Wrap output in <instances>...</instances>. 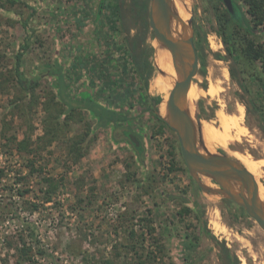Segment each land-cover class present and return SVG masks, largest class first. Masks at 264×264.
<instances>
[{"label": "rangeland", "instance_id": "374dc122", "mask_svg": "<svg viewBox=\"0 0 264 264\" xmlns=\"http://www.w3.org/2000/svg\"><path fill=\"white\" fill-rule=\"evenodd\" d=\"M10 1L0 0V264H185L183 244L192 239L197 242L190 255L195 264H221V244L240 264H264V232L239 207L198 188L175 134L152 115L151 99L163 97L150 89L159 72L153 66L145 92L122 44L118 0H103L99 16L101 0ZM236 2L245 14V6ZM172 8L185 23L190 21L197 50L199 68L192 84L200 96L191 102L193 113L205 132L222 129L219 112L227 118L230 139L221 145L228 150L213 144L212 152L232 157L237 151L264 161L258 63L238 51L232 57L227 53L219 26V17L226 16L218 0H172ZM27 34L22 71L26 80L39 78L28 92L13 73ZM153 44L149 29L143 45L153 49ZM61 82L72 101L93 100L125 116L128 121L119 122L120 127L128 123L141 137L142 162L128 142L114 141L112 123L97 127L98 119L86 110L56 127V120L64 118L57 97ZM86 128H93V141L75 160L68 151ZM23 141L26 145L19 147ZM28 159L40 175H28ZM41 176L62 181L48 203L39 191L45 184L39 183ZM257 183L264 195V166ZM22 190L28 192L18 195ZM24 201L37 202L38 210L29 213ZM183 207L191 211L179 216ZM130 229L143 236L135 252L124 248L133 243ZM23 246L31 251L24 253Z\"/></svg>", "mask_w": 264, "mask_h": 264}, {"label": "trees", "instance_id": "16d2710c", "mask_svg": "<svg viewBox=\"0 0 264 264\" xmlns=\"http://www.w3.org/2000/svg\"><path fill=\"white\" fill-rule=\"evenodd\" d=\"M224 9L226 18L220 16L219 18V26L221 28L220 35L223 39V43L225 44L227 53L232 57L234 56L235 52L238 51L241 57L243 59H246V61L253 63H258L259 65V77L255 78V81L258 82L259 87L261 88L264 96V0H239L246 8V15L243 13L242 8L240 5L236 2V0H233V3L236 7V9L239 12L240 17L237 16H231L227 9L225 8L224 4L221 0H218ZM11 3H15V1H10ZM148 0H130L128 4L124 3V0H118L117 5V14H119V31L123 35L122 38V44L128 51L129 57L132 60V63L134 65V68L137 72V75L140 79V83L142 85L143 90L146 92L148 89V82L151 76L154 72V67L152 62L150 61V58L153 54V49L150 46H145L143 43L146 41V36L148 34V21H147V14H148ZM126 7H125V6ZM129 22V23H128ZM24 29H26V25H23ZM136 28V34L131 36V30ZM30 35V34H29ZM236 36H238V39H236ZM30 36L28 34L25 37L24 43L22 46H20L18 53L15 55V64L13 67V73L16 76V84L21 88L23 91H29L33 90L36 85L39 78H35L34 80H26L22 71V57L25 53V51L29 48L28 39ZM237 40V42H236ZM201 49V47H199ZM238 49V50H237ZM202 53V49L200 50ZM202 65L204 66V62H202ZM60 71V70H59ZM60 72L58 73V79L59 82L62 81V77H60ZM64 85L62 82L59 85V92H58V105L64 108L62 115L64 116L63 122L61 123L59 120H56V127H62V125L65 123V125L73 120L76 115H79L80 112L83 110L88 111L90 114L95 116L98 121L96 126L105 128L108 126V124L112 123L113 132L118 134L121 130V127L119 128L117 124L119 122H125L128 121L125 116L118 113L117 111L105 108L101 104H98L97 102H94L93 100H87L84 103H76L72 101L69 97H67L66 94L63 92ZM152 101V100H151ZM150 101V102H151ZM152 115L161 123V120L155 115V111L151 110ZM162 125H164L162 123ZM165 126V125H164ZM131 129V126L129 125L128 130ZM93 128L91 129V131ZM87 128L85 129V132L80 135V137L71 145L70 150L68 151V154L71 158L77 160L81 157H83L87 150V147L89 146L88 142H92L93 138L91 140L89 137L91 136V132ZM133 131V130H129ZM113 135L114 139L119 138ZM92 137V136H91ZM140 139L141 137L138 136ZM124 139V138H123ZM9 140V139H7ZM14 140V137L11 139ZM125 140V139H124ZM142 140V139H141ZM127 142V141H126ZM26 143L23 141L19 144V147H24ZM6 147V144H4ZM137 159L139 162H142V158H140L137 154ZM33 160L28 159L26 161V167H28V175L30 177H33L35 175L34 173L37 172V170L34 169ZM42 174V172L40 171ZM4 174V170L0 168V180ZM40 175V174H36ZM35 175V176H36ZM26 179V178H25ZM40 182H44L46 184H43L41 186ZM62 181L54 180L52 178L41 176L40 178V188L39 191L42 195V202L48 203L52 201V197L55 194V192L58 190L59 185ZM28 190H22L19 191L18 195H23L24 193H27ZM25 205H27V209L29 213H33L38 210L39 204L37 202H30V201H24ZM228 204H231V202L228 201ZM26 209V208H25ZM72 209V208H71ZM242 210V209H241ZM191 210L189 208L183 207L181 209V212L178 214L184 215L188 214ZM243 211V210H242ZM244 214V211H243ZM147 229L149 233H151L154 229L152 226L147 225ZM34 234V233H33ZM128 238L129 240H132V242H128L125 244L124 248L126 252L128 251H137V243L143 241V236L140 233V235H137V233L130 229L128 231ZM135 239V240H133ZM135 241V242H134ZM196 243L194 239L189 240L183 244V247L185 248V255L183 257V260L185 261V264H195L192 261H194L191 258V254L194 251V248L196 246ZM21 251L28 252L31 251L30 247L23 246L21 248ZM219 260L221 264H240L238 257L235 254H232L231 251L224 245L221 244L219 249ZM155 257H153L154 259ZM150 260V259H149ZM141 263V262H140ZM105 264H113L112 262H106ZM159 264H172V263H164L161 261Z\"/></svg>", "mask_w": 264, "mask_h": 264}, {"label": "water", "instance_id": "95a60500", "mask_svg": "<svg viewBox=\"0 0 264 264\" xmlns=\"http://www.w3.org/2000/svg\"><path fill=\"white\" fill-rule=\"evenodd\" d=\"M231 16L240 17L233 0H221ZM101 0L97 16L103 9ZM173 24H180L183 34L173 37ZM148 26L159 45L168 51L171 66L177 79L168 92L165 113L161 112L164 99H151L155 115L175 134L182 160L189 175L198 188L210 195L219 196L242 209L246 215L264 232V207L260 201L257 182L234 157L218 151L211 152L201 135V119L188 112V91L192 79L198 73L199 60L194 46L190 21L185 23L172 8V0H150L148 6ZM154 47L152 54V64ZM157 71L161 73L158 69ZM191 112V111H190ZM124 138L137 155L142 158L143 142L137 134L121 129L117 134ZM210 179L214 187L207 186L201 179Z\"/></svg>", "mask_w": 264, "mask_h": 264}, {"label": "bare ground", "instance_id": "6f19581e", "mask_svg": "<svg viewBox=\"0 0 264 264\" xmlns=\"http://www.w3.org/2000/svg\"><path fill=\"white\" fill-rule=\"evenodd\" d=\"M176 1V0H175ZM185 1V0H184ZM181 2V1H180ZM176 3V2H175ZM178 4V2H177ZM185 4V3H184ZM183 5V4H182ZM180 7V5H179ZM187 9V8H186ZM182 11L179 9V13ZM180 15V14H179ZM184 21V18H183ZM173 30V37L179 38L183 34L182 28L180 24H173L172 27ZM211 45V44H210ZM154 55H153V61L154 65L157 67V69L161 72L155 76L150 85V89L154 92H157L159 94L163 95V99L165 100L164 103L162 104L161 112L165 113V106H166V99L168 96V92L172 88V86L175 83V80L177 79L175 72L171 66V58L168 53L163 47H161L158 43L157 40H154ZM212 86L209 87L207 90V93L210 95L212 94ZM215 92V91H213ZM200 93L198 92V89L195 85H191L189 91H188V102L191 104V102L197 100V98L200 96ZM195 103V102H194ZM193 104V103H192ZM194 106V105H193ZM192 106V107H193ZM192 107L189 106L188 112L192 114ZM195 108V107H194ZM191 111V112H190ZM238 113L241 115L242 114V107H238ZM218 114V121L222 129L217 130L215 129H210L209 131L205 132L202 125H201V135L202 138L207 146V148L212 152L213 151V144L216 146H219L223 150H228L225 146H222L225 141L230 139L229 133L227 131V118L225 117L223 112H219ZM229 119V118H228ZM231 119V118H230ZM232 120V119H231ZM234 124L237 123L236 120L232 121ZM239 122V121H238ZM203 122H201L202 124ZM205 124V123H204ZM207 126V125H206ZM213 125L211 126V128ZM232 157H234L237 161L240 162V164L250 173L253 175L255 181L257 182V177L261 174V168L264 166V161L263 160H254L252 159L249 155H244L241 154L237 151H233L230 153ZM205 180V184L207 185L208 181ZM209 185V184H208ZM212 185V184H210ZM259 187V193H260V201L264 207V195L261 193V186L259 183H257ZM213 187V186H211Z\"/></svg>", "mask_w": 264, "mask_h": 264}, {"label": "crops", "instance_id": "0c3cea01", "mask_svg": "<svg viewBox=\"0 0 264 264\" xmlns=\"http://www.w3.org/2000/svg\"><path fill=\"white\" fill-rule=\"evenodd\" d=\"M111 124V123H110ZM108 126H109V124H108ZM113 126L114 125H112V130H114V128H113ZM117 126L120 128V124L118 123L117 124ZM127 126V127H126ZM126 126L125 127H121V129H128L129 128V125H128V123L126 124ZM133 133H135L134 131H132ZM136 134V133H135ZM114 141L117 143V144H120V145H122V144H125V141L126 140H124L122 137H119V138H117V139H114ZM118 165V164H117ZM118 167V166H117ZM106 173H108V171H106ZM102 174H105V173H102Z\"/></svg>", "mask_w": 264, "mask_h": 264}, {"label": "flooded vegetation", "instance_id": "af4514ba", "mask_svg": "<svg viewBox=\"0 0 264 264\" xmlns=\"http://www.w3.org/2000/svg\"><path fill=\"white\" fill-rule=\"evenodd\" d=\"M129 144V143H128ZM130 145V144H129ZM131 146V145H130Z\"/></svg>", "mask_w": 264, "mask_h": 264}]
</instances>
